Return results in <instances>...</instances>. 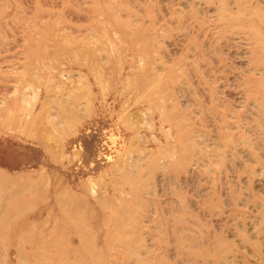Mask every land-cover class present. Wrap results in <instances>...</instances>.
I'll list each match as a JSON object with an SVG mask.
<instances>
[{
  "label": "rangeland",
  "instance_id": "1",
  "mask_svg": "<svg viewBox=\"0 0 264 264\" xmlns=\"http://www.w3.org/2000/svg\"><path fill=\"white\" fill-rule=\"evenodd\" d=\"M0 174V264H264V0H0Z\"/></svg>",
  "mask_w": 264,
  "mask_h": 264
},
{
  "label": "bare ground",
  "instance_id": "2",
  "mask_svg": "<svg viewBox=\"0 0 264 264\" xmlns=\"http://www.w3.org/2000/svg\"><path fill=\"white\" fill-rule=\"evenodd\" d=\"M1 177H2V174H0V178H1ZM30 185H31V184H30ZM25 186H27V185H25ZM25 186H24V187H25ZM31 186H32V185H31Z\"/></svg>",
  "mask_w": 264,
  "mask_h": 264
}]
</instances>
